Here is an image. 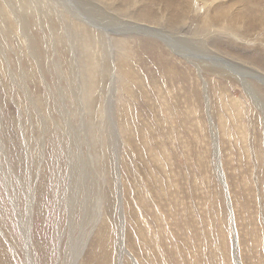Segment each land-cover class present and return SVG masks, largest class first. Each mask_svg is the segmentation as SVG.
<instances>
[{
    "label": "rangeland",
    "instance_id": "1",
    "mask_svg": "<svg viewBox=\"0 0 264 264\" xmlns=\"http://www.w3.org/2000/svg\"><path fill=\"white\" fill-rule=\"evenodd\" d=\"M112 4L0 0V264H236L227 200L236 258L264 264V159H248L257 128L229 134L220 91L255 120L259 99L203 68L205 108L193 66L210 62L193 16L201 3L173 24ZM120 52L127 83L114 67ZM247 80L261 97L264 79ZM242 113L238 104L233 115ZM142 195L147 212H135Z\"/></svg>",
    "mask_w": 264,
    "mask_h": 264
},
{
    "label": "bare ground",
    "instance_id": "2",
    "mask_svg": "<svg viewBox=\"0 0 264 264\" xmlns=\"http://www.w3.org/2000/svg\"><path fill=\"white\" fill-rule=\"evenodd\" d=\"M105 1L111 4L113 3L119 5L122 8L121 10L132 9L134 14H137V17L141 18L143 21L152 22L158 20L160 22H164L167 24H173L178 20L188 17L189 12L192 11L195 5H198V7L201 5V7H199L197 10L193 9V11H196V13H193V16L197 20V33L201 36V38H199L200 39L199 42L202 43L207 50L205 55L203 56L201 55L200 57L206 58L210 60V62L207 64H203L202 66L196 64H194L193 66L194 69L198 71L197 75L201 81L200 89L202 91V95H204L205 98V102H206L205 108H208L209 106V95L207 93V81L201 75V71L203 68L204 69L209 68V70L207 71L209 72L212 71L211 74H213L214 77L216 76V78L212 76L213 82L221 81L223 79L225 82L229 83V81L231 82L230 78L234 76L237 78L239 82H243V86H244L243 89L249 95V97L252 98V100L256 98L259 99L261 103V104L259 103L260 104L259 107L263 109V114L256 120L253 119L252 115H250L249 113L250 108L246 105V102L241 98L232 99L230 97L228 88L222 87L220 91V95L222 96V103L227 108V110H229V112H232V116L230 117V122L232 121V117H233V122L235 123L234 128H229L227 132H229V134L230 133L238 134V132H243V134L247 132L249 134L251 131L252 132L254 131V126H255L257 128L256 131H257V136L259 137V141L253 142V149H252L251 134H250L248 159L251 160V158L254 157V155H256L258 160L259 151L264 159V90H261L260 92L261 97L256 96V93H254L252 89L253 85L249 82V80H247L248 77H252L257 82H260V80L264 79V0H169L167 2H165V0H155V5H156L155 7L153 0H105ZM198 2L201 4L199 5ZM162 4H164V8L161 6ZM167 11L169 12L167 13ZM145 28L148 29V27ZM120 54H122V52L119 53V56L115 61L116 64L114 63L115 65L114 67L115 68L117 67L121 71H126L125 74H123L122 72V74L120 73L121 75L119 74L118 76L120 78H123L124 82H126L127 78L131 74L130 72L131 68H129L130 62ZM220 62L224 63L226 65L227 71L231 72L232 74L220 71L218 66V63ZM232 66L236 67L237 69L236 70L233 69ZM91 67L92 66H90V68ZM168 68L171 69L173 73L175 72V70L172 69L171 67ZM130 78L132 79V77ZM98 81H99L98 78L93 76L90 79L88 86H89V91L91 93H93V91L97 89L96 83ZM262 84L264 85V83ZM228 98L231 101L233 100L235 102H230ZM238 104L243 105V113H245L244 121L242 117L240 116L238 117V115H233L235 110H237ZM219 121L222 124V126H220L218 122L217 124L224 133L225 128L227 126V125L224 126V121L226 122V118L220 115ZM125 129L130 135L132 134V129L128 122L125 123ZM136 130H139V127L138 129L136 127ZM256 131L253 133L255 137H256ZM144 139L145 136L141 134L140 141H143ZM243 142H244V135H243ZM126 145L128 146L129 150H132L131 147L133 146V143L127 142ZM134 145L136 144L134 143ZM217 145L218 144L215 142L214 145L215 155L218 157L219 149L217 148ZM158 146L159 145H157V147ZM257 165L256 166L254 165L255 168L252 170L251 173V175H253L252 177L254 180L255 177L257 176V172H256ZM260 169H262V165ZM217 170L221 178H223L222 184H225L226 186L225 190L227 192L225 194L227 197H229L231 196L230 192L228 191L229 183L226 182L227 180L226 178L224 179V176H226V174L222 169V164L220 163V160L218 161ZM236 170L237 169H233L234 175L238 173ZM127 171L129 173V170ZM261 174H263L264 177V170L261 171ZM142 196L136 198L137 201L142 205V209L136 208L137 210L134 209L135 212L137 211L140 212V210L142 212H144L143 210L147 212L146 204L144 202V196L143 197ZM255 198H257V200L260 199L258 194L256 195ZM230 202L231 200L229 201L227 200V203H229L228 208L230 212V226H231L232 234L234 236L232 242L233 259L236 264H241L239 262V259L236 258V254H237L236 247L238 243L236 240L237 239L236 237L238 235L236 234L238 232L236 233L234 227L236 220L234 221L233 209ZM31 205L32 203L30 202L28 219H30L29 217H30ZM28 224L30 227L31 223L29 222V220H28ZM102 229H103V222H101L99 226L97 225L94 232L99 238L98 243H100V241L104 238V233ZM134 264H140V263L134 261Z\"/></svg>",
    "mask_w": 264,
    "mask_h": 264
}]
</instances>
